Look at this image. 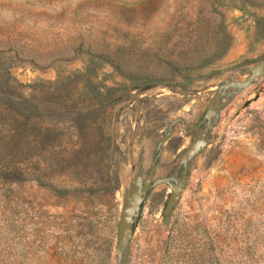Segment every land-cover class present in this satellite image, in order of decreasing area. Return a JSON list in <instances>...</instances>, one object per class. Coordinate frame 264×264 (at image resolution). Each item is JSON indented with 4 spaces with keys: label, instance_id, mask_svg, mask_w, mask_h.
Instances as JSON below:
<instances>
[{
    "label": "rangeland",
    "instance_id": "1",
    "mask_svg": "<svg viewBox=\"0 0 264 264\" xmlns=\"http://www.w3.org/2000/svg\"><path fill=\"white\" fill-rule=\"evenodd\" d=\"M0 264H264V0H0Z\"/></svg>",
    "mask_w": 264,
    "mask_h": 264
},
{
    "label": "water",
    "instance_id": "2",
    "mask_svg": "<svg viewBox=\"0 0 264 264\" xmlns=\"http://www.w3.org/2000/svg\"><path fill=\"white\" fill-rule=\"evenodd\" d=\"M247 83L243 84L245 86ZM212 115V110L208 109L203 114L202 118L195 124L194 130H198ZM205 146V139L202 135L198 134L189 143L188 147L183 152L181 159L182 164H187L194 156H196L200 150ZM156 170V166L151 169V173ZM151 173L144 179L142 186H137L130 191L124 205L121 208L119 223L117 228V245L116 251L121 254L123 251L128 249L129 243L132 239L134 228L138 222L140 211L144 199L149 192V183L151 179ZM186 176H182L179 184L172 188V191L166 202L163 214L167 216L178 203L182 194V183L185 181Z\"/></svg>",
    "mask_w": 264,
    "mask_h": 264
}]
</instances>
